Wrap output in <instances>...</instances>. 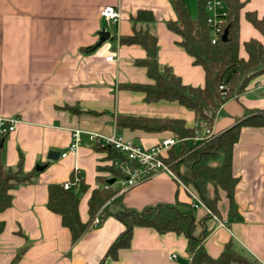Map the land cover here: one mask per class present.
I'll return each mask as SVG.
<instances>
[{"label": "crops", "instance_id": "0c3cea01", "mask_svg": "<svg viewBox=\"0 0 264 264\" xmlns=\"http://www.w3.org/2000/svg\"><path fill=\"white\" fill-rule=\"evenodd\" d=\"M241 2L238 55L245 60L244 42L256 39L264 48V37L245 19L248 12L264 17V0ZM185 3L189 17L195 19L197 0ZM107 6L118 10L117 24L100 16ZM138 10L153 16L135 28L156 37L159 67L170 68L185 86L202 88V67L193 63L178 45L179 37L167 27L176 18L169 0H0V120H15L13 131L2 140L1 160L6 167H15L21 157L22 171L36 172L30 183L11 191V205L0 213V264H11L17 255L15 264H189L183 234H160L146 227L132 229L129 246L119 249L115 259L107 255L124 230L113 215L120 207L134 212L163 205L191 207L184 184L167 173L149 177L120 194V187L113 183V200L119 203L111 202L109 214L98 212L99 224L72 244L59 216L47 209L49 185L68 184L78 197L80 220L86 222L92 191L104 188L113 178L102 169L111 164L106 152L98 149L99 143L90 140V134L120 137L145 149L173 138L168 131L118 129L117 116L181 119L189 128L198 125L193 112L177 103H145L143 94L119 89L120 84H152L145 69L133 65L145 57V51L119 44L121 36L132 34L131 16ZM102 30L109 38L93 49ZM260 113H264V73L221 105L211 134L218 135ZM75 130L80 131L79 142L70 150ZM204 130L200 126L197 136ZM171 147L178 151L177 143ZM168 150L163 152L165 157ZM49 151L58 152V158L48 159ZM43 165L42 170H35ZM231 171L236 178L233 201L239 217L229 216L227 204L220 208L221 198L218 215L206 206L192 208L194 235L206 232L203 247L211 258L230 244L244 264H264V127L240 129ZM99 177L105 178V184Z\"/></svg>", "mask_w": 264, "mask_h": 264}, {"label": "trees", "instance_id": "16d2710c", "mask_svg": "<svg viewBox=\"0 0 264 264\" xmlns=\"http://www.w3.org/2000/svg\"><path fill=\"white\" fill-rule=\"evenodd\" d=\"M176 18L167 22L170 31L179 37L178 45L193 58V63L202 67L204 86L193 88L185 86L170 68H160L157 63L156 37L146 30L136 29L137 23L150 22L153 16L150 11L138 10L131 16L132 34L121 36L119 44L139 46L145 51V57L133 62L136 67L145 69L146 76L152 84H120L119 89L143 94L145 103L160 101L174 102L193 112L195 127H187L181 119H160L147 117L117 116L116 127L130 130H141L146 133L168 131L177 140L178 151L169 148L168 156L163 162L168 166L175 178L184 185L190 186L199 196L206 208L218 215V202L223 195L227 200L229 216H238L233 201L236 178L231 171L232 150L237 142L242 127H264V113L252 114L239 120L235 125L212 138L195 140L200 130H211L218 109L232 96L240 94L248 83L257 75L264 73V48L256 39L243 43L247 55L244 60L239 57V14L243 7L241 0H223L226 16L223 30H227L226 40L221 37L216 43L210 41V30L206 23L205 0H197V15L191 19L185 0H169ZM245 19L264 37V17L258 18L254 12L245 14ZM91 47L85 48L89 50ZM220 87H222L220 89ZM69 111H82L70 108ZM2 143L0 144V213L10 207L11 191L16 187L30 183L35 171L23 172L22 159L19 158L15 167H6L1 160ZM99 150L106 152V159L111 162L104 166L115 180L122 179L124 174L114 163L128 162L113 146L98 145ZM220 160V163H214ZM101 169V170H102ZM105 184V178L99 177ZM81 187L84 185L80 183ZM116 190L95 189L88 202V219L80 220L78 214V197L63 184H52L48 187L47 209L58 215L61 225L70 234L71 244L75 243L90 227L94 216L109 214V205L119 203L113 200ZM113 214V213H112ZM124 226L123 232L110 246L107 255L115 259L117 251L129 246L134 227L152 228L160 234L172 232L183 234L187 239L186 252L189 264H244L245 260L235 253L230 244H225L217 258H211L204 250L203 239L206 232L194 235L195 220L193 209L189 204L155 206L134 212L120 207L113 214ZM3 222L0 220V234ZM19 255L11 264H15Z\"/></svg>", "mask_w": 264, "mask_h": 264}, {"label": "built area", "instance_id": "2783aa9c", "mask_svg": "<svg viewBox=\"0 0 264 264\" xmlns=\"http://www.w3.org/2000/svg\"><path fill=\"white\" fill-rule=\"evenodd\" d=\"M204 8L206 12V23L210 30V41L212 44L216 43L217 40L222 36L224 17L226 16L223 0H205ZM100 16L108 20L112 24L119 22V12L112 6L104 7L100 11ZM111 59V57H107ZM222 87H220L221 89ZM15 120H0V144L2 143L5 135L13 131ZM80 131L75 130L73 132V142L70 145V150H74L79 142ZM211 131L205 129L204 132L197 136L195 140H201L203 138H212ZM90 140L103 144L106 146H113L122 155L126 156L128 162H132L135 165L133 167L128 166L126 162L114 163V165L122 171L124 177L122 179L115 180L114 184H118L119 194L127 188H130L136 184L145 181L147 178L152 177L158 173L164 172L172 177H175L168 166L163 162L166 158L163 152H166L171 146L177 143L174 138H169L161 142L159 146L152 147L150 149L141 148L135 146L129 142L124 141L120 137L111 136L104 137L99 134H90ZM64 154H62L63 156ZM176 179V178H175ZM177 180V179H176ZM109 184H105L104 189L109 188ZM189 195L191 200V208H205V205L199 198L198 194L189 186L182 185ZM65 189H69L68 184H64ZM100 222L99 214H96L91 222V226L98 225ZM175 255H173V258Z\"/></svg>", "mask_w": 264, "mask_h": 264}, {"label": "water", "instance_id": "95a60500", "mask_svg": "<svg viewBox=\"0 0 264 264\" xmlns=\"http://www.w3.org/2000/svg\"><path fill=\"white\" fill-rule=\"evenodd\" d=\"M226 37H227V30L224 29L223 33H222V36H221V40L224 42L226 40ZM108 38H109V33L108 32H106L105 30L100 31L99 32L98 42L93 46V49H95L98 46H100L103 42L108 40ZM58 156H59V153L58 152H53V151H49L48 154H47V158L51 159V160L57 159ZM43 168H44V165L43 166H36L35 170L36 171H40ZM114 182H115L114 178H110V179L107 180V183L110 184V185H112Z\"/></svg>", "mask_w": 264, "mask_h": 264}, {"label": "rangeland", "instance_id": "374dc122", "mask_svg": "<svg viewBox=\"0 0 264 264\" xmlns=\"http://www.w3.org/2000/svg\"><path fill=\"white\" fill-rule=\"evenodd\" d=\"M220 163V160H218L217 162H215L214 164L215 165H217V164H219ZM226 204H227V201H226V199L224 198V197H221V200H220V202H219V206H220V208H225V206H226Z\"/></svg>", "mask_w": 264, "mask_h": 264}]
</instances>
